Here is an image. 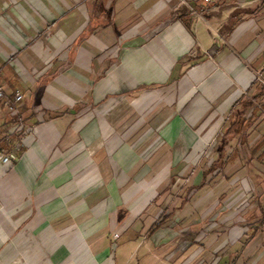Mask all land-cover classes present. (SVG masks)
<instances>
[{
  "label": "crops",
  "instance_id": "0c3cea01",
  "mask_svg": "<svg viewBox=\"0 0 264 264\" xmlns=\"http://www.w3.org/2000/svg\"><path fill=\"white\" fill-rule=\"evenodd\" d=\"M258 75L264 0H0V88L22 96L0 101V151L17 156L0 164V264H143L141 247L177 264L153 239L162 191L206 171L243 97L260 95L261 163Z\"/></svg>",
  "mask_w": 264,
  "mask_h": 264
},
{
  "label": "rangeland",
  "instance_id": "374dc122",
  "mask_svg": "<svg viewBox=\"0 0 264 264\" xmlns=\"http://www.w3.org/2000/svg\"><path fill=\"white\" fill-rule=\"evenodd\" d=\"M228 126L229 121H225L221 132ZM261 129L264 134V126ZM246 132V147L241 152L234 154L231 151L237 145V138L226 148L219 177L209 175L205 184L199 187L204 168L188 169L174 176L175 180L164 187L162 192L167 195L164 201H158L164 207L156 211L153 219L158 222L163 217H171L153 239L156 243H165L166 258L177 264H200L203 259L204 264L217 261L223 264L222 257L235 252V259L228 261L230 264H264V222L261 217L264 159L248 166V158L252 155L248 152V142L255 144L258 138L253 136L248 141V130ZM214 146L216 148V144ZM215 148V152H208L202 158L206 167L207 161L213 162L217 158ZM152 228L153 225L142 232L143 237L149 238ZM138 255L143 264H148L142 247Z\"/></svg>",
  "mask_w": 264,
  "mask_h": 264
},
{
  "label": "trees",
  "instance_id": "16d2710c",
  "mask_svg": "<svg viewBox=\"0 0 264 264\" xmlns=\"http://www.w3.org/2000/svg\"><path fill=\"white\" fill-rule=\"evenodd\" d=\"M187 13L184 11L182 15H186ZM259 88L264 91V87L258 84ZM260 95L254 96L252 98L243 97L238 103L234 105L230 116H229V126L225 131L221 132L218 135L216 141V154L217 158L213 161L209 167L203 173V185L208 176L217 177L221 174V168L223 160L226 157V147L230 145L231 140L237 138V145L244 146L245 145V135H247L246 131L250 130L253 125L254 114L256 113L255 102L259 99ZM248 114H250L248 116ZM249 135V134H248ZM262 142V140H261ZM249 144V142H248ZM264 154H261L259 157H263ZM262 222H264V207L262 209ZM164 223L162 220L158 223L151 233H155Z\"/></svg>",
  "mask_w": 264,
  "mask_h": 264
},
{
  "label": "built area",
  "instance_id": "2783aa9c",
  "mask_svg": "<svg viewBox=\"0 0 264 264\" xmlns=\"http://www.w3.org/2000/svg\"><path fill=\"white\" fill-rule=\"evenodd\" d=\"M255 81L264 87V77H262L261 75H258L255 78ZM21 100H22V96L19 94H16L13 101L12 102L9 101L4 91L0 88V101H3L10 109H14V106H16V104H19ZM16 158L17 156L15 152L4 154L0 151V164L11 163L12 161L16 160Z\"/></svg>",
  "mask_w": 264,
  "mask_h": 264
}]
</instances>
